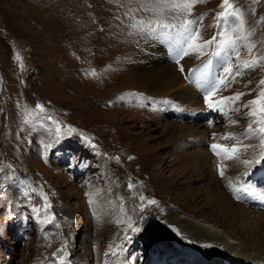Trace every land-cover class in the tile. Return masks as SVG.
I'll list each match as a JSON object with an SVG mask.
<instances>
[{
    "label": "rangeland",
    "instance_id": "374dc122",
    "mask_svg": "<svg viewBox=\"0 0 264 264\" xmlns=\"http://www.w3.org/2000/svg\"><path fill=\"white\" fill-rule=\"evenodd\" d=\"M142 2L0 0V264H78L85 243L97 259L94 264H116L117 259L120 264L216 263L215 257L208 261L204 242L181 251L182 233L173 236L167 232L177 215L203 221L201 215L208 210L186 194L185 189L201 182H186L193 173L181 171L180 163L173 160L174 142L168 138L172 127L166 128V124H192L207 134L202 143H193L188 150L201 144L199 149L207 150L205 144L211 146L213 133L219 140L235 133L241 144L253 145L242 151L239 159L254 163L261 151L259 140L240 135L252 117L247 108L232 109L247 104L264 88L259 84L264 79V60L230 80L228 87L219 92L221 97L236 92L245 95L235 104L225 101L208 127H195L197 121L177 119L173 113L179 101L173 96L150 95L127 82L130 74L137 75V54L151 44L152 38V33L132 25L159 18L177 25V29L156 33L175 35L179 24L190 17L172 12L158 17L141 9ZM221 2L204 0L193 7V13L206 14L203 26L197 25L203 39L228 30L225 25L218 28L215 24L216 13L223 11ZM231 2L243 13L245 28L252 32L249 40L255 44L249 54L244 47L247 42H239V59L264 54V0ZM153 35L155 39L160 37ZM162 44L160 40L156 45ZM171 48L168 57L176 64L184 54L177 55V43ZM204 49L202 59L206 60L219 51L216 45ZM223 52L226 58L222 52L216 54L221 58L217 62L222 64L216 68L213 63V69L209 66L221 74L229 57L232 64L237 62L231 50ZM93 71L95 75L90 74ZM184 82L196 91L194 81ZM203 90L205 95L208 91ZM161 100L166 103L160 105ZM37 104L43 106V112ZM198 106H191L189 112L199 115L204 101ZM233 142L223 140L227 145ZM64 149L73 167L67 168L70 165L56 157ZM158 161L162 162L159 173L153 166ZM219 163L238 165L232 177L250 167L239 181L259 166L226 161L223 154L216 159ZM75 165L80 171L74 173ZM217 171L213 176L220 177ZM262 173L264 176L263 169ZM192 177L197 180L195 174ZM209 178L206 175L204 180ZM229 180L224 183L229 184ZM43 196L51 205L47 211ZM149 200L156 203L149 204ZM58 247L62 251L53 257ZM188 247H192L190 252L186 251Z\"/></svg>",
    "mask_w": 264,
    "mask_h": 264
},
{
    "label": "bare ground",
    "instance_id": "6f19581e",
    "mask_svg": "<svg viewBox=\"0 0 264 264\" xmlns=\"http://www.w3.org/2000/svg\"><path fill=\"white\" fill-rule=\"evenodd\" d=\"M153 34L151 44L148 47L142 46L143 48L140 52L138 51L139 53L135 59L137 61V64L135 63L137 67V75L133 77L132 75L134 74H130L131 77H129L127 82L130 83L129 85L132 83L136 84L139 87L138 89L150 95L166 96L169 94L170 96H173L179 101L178 115L182 118L184 116L182 114L183 110L189 112L193 110L192 108L194 105L196 107L200 104L202 105L203 101H205V96L207 95L206 93L204 98L199 97L193 87H189L191 84L184 81H194L195 87L202 82H205L207 85H212V83L223 74H221L219 70L214 69L212 71L213 67L210 69L209 60L204 58L203 60V55L196 53L184 55V57L179 59V63L175 64L171 62L168 54L173 48H168L170 46H176V43L181 46L179 43V34L160 35V37L158 36V39H155ZM162 38L164 39L162 40ZM160 40L163 44L156 45ZM204 50L205 49H203V52ZM200 60H203L202 63H204L201 64ZM181 67H183L184 71L180 70ZM190 68L193 69L189 72ZM181 72H183V79ZM128 88L130 89L132 87ZM204 89L209 91L207 87H204ZM221 90H223V88H221L211 99L219 101L221 99L219 94ZM161 102L166 103L161 100L160 105H162ZM223 104H221L220 107H216L218 111L222 109ZM206 105L209 107L208 104ZM186 107L191 108L185 109ZM201 107L202 109L204 108L203 106ZM202 109L200 110L199 115H202ZM166 110H168V108H166ZM204 121L205 120H198L197 123L201 122L202 124L195 123L193 125L195 127H208L209 121ZM190 125L166 124V128L169 126L172 127L170 135L168 136L169 140L174 142V151H172L174 156L172 158L174 161L177 159V162L180 163L181 167L179 169L181 171L195 174L197 180L190 179L193 178L192 174L190 175L191 177H187L186 182H201L200 185L196 187L192 186L185 190H187L186 194L190 196L192 201H195L196 204L205 206L204 209L206 208L208 211H206V213L203 212V215H201L203 221H198L187 216L179 217L178 215H174L176 216L174 217L175 222H172V224L175 225L177 231L175 234L170 235L174 236L177 233H182L183 236L181 240L183 244H179L178 247L181 251L186 248L185 246H192L194 243L199 244L201 241L204 242L207 246L205 249L208 256L207 259L209 261L215 257L213 260V263L216 262L215 264H221L224 258L233 260L235 264H264V208L256 206L255 203L245 205L240 201V188L243 181L239 180L241 179V175L247 172L250 167L244 168L245 170H243V172L241 170L240 175L236 174L232 177L234 175L233 173L237 170L238 165L234 164L233 166L229 163L222 166L221 164V167L224 168V175H220V177L213 176L214 170L217 171L218 164H216V159L219 157L215 155L214 151L209 147V143L207 145L205 144L207 150L199 149V147L204 144L197 146V149L195 148L194 150L187 149V147L191 146L193 143H202L205 140V133L203 134L197 128ZM216 136L217 134L213 133V138L210 143L223 144V139L219 140L220 138L217 139ZM211 137L212 136L210 135V138ZM225 142H227V140H225ZM160 163L162 162L158 161L153 164L158 173L160 172ZM252 165L255 164L253 163ZM211 168H214L213 171H211ZM217 172L220 173L219 170ZM206 175L210 177L208 180H204ZM228 178L232 179L229 180L232 182L231 185L228 184V181L227 185L224 183ZM246 184L250 190L255 191L258 188L251 180ZM162 188L163 187L160 189L162 190ZM260 201L262 202L261 198ZM262 203L264 204V202ZM163 238L167 239L168 242L171 241L169 236H164ZM97 244L98 243L95 245ZM214 247L219 248L220 251L217 253ZM83 250L84 255L77 260L78 264H94L97 259L94 257V252L91 250L90 246L85 243ZM191 250L192 247L186 249L187 252H190ZM224 252H227V254L230 255H226ZM237 254L244 255L249 259ZM117 261L116 264H120V260L117 259ZM151 264L153 263L151 262Z\"/></svg>",
    "mask_w": 264,
    "mask_h": 264
},
{
    "label": "snow or ice",
    "instance_id": "6c2138e0",
    "mask_svg": "<svg viewBox=\"0 0 264 264\" xmlns=\"http://www.w3.org/2000/svg\"><path fill=\"white\" fill-rule=\"evenodd\" d=\"M204 2V0H143L140 4V8L147 12H152L158 17L163 16L166 12H172L176 14H188L190 18L184 19L178 27V34L180 36L179 43L181 44L177 55L183 53L184 55H189L196 53L203 55V49L209 45H216V48L219 50L214 54L219 55L220 52L225 50H231L237 56V62L235 64L231 63V58L229 57L226 61L227 66L223 69V75H221L212 85L210 90L205 96V102L209 107H220L225 101L232 102L235 104L236 101L240 99L244 92H236L232 96L221 97L219 101L211 99L214 97L221 88H226L229 85L230 80H235L238 77L244 75L247 70L257 67L260 61L264 60V54L252 56L249 60H240L239 59V42L246 41L244 47L247 49L249 54L252 53L255 48V44L249 40V37L252 35L250 30L245 28L244 15L241 12L240 8L234 7L231 0H222L219 7L223 9L216 13L215 24L219 28L221 25L227 26V31L218 32L216 35H213L210 39H203L200 31V27L197 25L203 26V17L206 14L193 13V7L197 3ZM155 23V26H153ZM235 27H232V25ZM133 28H139L141 31H147L148 33H156L162 30L177 29V25L169 24L163 22L161 19H157L155 22L149 20L147 24L144 21H138L132 25ZM167 34V33H165ZM222 39H219L221 38ZM19 59V57H17ZM179 63V59H177ZM184 71L183 67L180 69ZM95 75L93 71L90 73ZM251 83V82H249ZM260 85H264V79L259 81ZM252 91V89H249ZM36 108L41 112L44 111L42 105L37 104ZM241 108L248 109V115L252 117L246 129L240 134L244 139L251 140L253 138L259 140V147L261 149L260 156L257 158L254 163L260 164L264 161V88H261L258 92L256 98L248 101L245 105H240L234 107L233 111H240ZM27 123V121H25ZM238 121H230V123H237ZM215 135V134H214ZM223 140L234 141L231 145L227 144H212L210 147L214 151L215 155L220 157L223 154L224 160L238 161L244 165L252 164L253 161L250 160H240L239 154L242 151H246L249 148H252L251 144H241L239 142V137L235 133L225 134L221 137ZM220 175H224V168L221 165H217ZM248 173L245 172L244 175ZM231 181L229 184L231 185ZM129 187H132L130 184ZM243 187V186H242ZM45 200L44 210L47 211L51 208V205L47 201V197L43 196ZM140 199L143 200L144 197L140 196ZM149 204H154L156 201L149 200ZM138 231V229H135ZM58 252L62 249H58ZM55 256L56 253H53ZM67 255V253H65ZM63 259V257L61 258Z\"/></svg>",
    "mask_w": 264,
    "mask_h": 264
},
{
    "label": "crops",
    "instance_id": "0c3cea01",
    "mask_svg": "<svg viewBox=\"0 0 264 264\" xmlns=\"http://www.w3.org/2000/svg\"><path fill=\"white\" fill-rule=\"evenodd\" d=\"M67 153H68V150L64 149V150H62V151L56 153L55 155H56V157L58 158V160H60L61 162H63V161L65 160V161H67V163H69L70 161H72V158L69 159L68 157H65ZM69 164H70V163H69ZM75 166H76V165H75ZM72 167H73V165H72ZM74 169L80 171V170H79V169H80V166L77 165Z\"/></svg>",
    "mask_w": 264,
    "mask_h": 264
},
{
    "label": "water",
    "instance_id": "95a60500",
    "mask_svg": "<svg viewBox=\"0 0 264 264\" xmlns=\"http://www.w3.org/2000/svg\"><path fill=\"white\" fill-rule=\"evenodd\" d=\"M167 231L170 232V234H175L176 231H177V228H176L174 225L169 224V225L167 226ZM58 249H61V248H59V247L56 248V249L52 252V256H54L53 253H56V255L60 254L61 251L58 252V251H57ZM56 255H55V256H56Z\"/></svg>",
    "mask_w": 264,
    "mask_h": 264
}]
</instances>
